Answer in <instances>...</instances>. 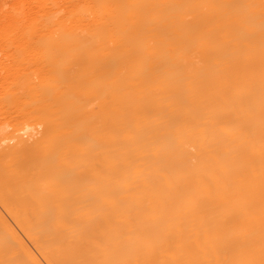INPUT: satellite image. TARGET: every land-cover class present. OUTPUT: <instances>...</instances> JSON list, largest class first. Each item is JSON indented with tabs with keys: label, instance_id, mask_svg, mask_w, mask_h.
Here are the masks:
<instances>
[{
	"label": "bare ground",
	"instance_id": "6f19581e",
	"mask_svg": "<svg viewBox=\"0 0 264 264\" xmlns=\"http://www.w3.org/2000/svg\"><path fill=\"white\" fill-rule=\"evenodd\" d=\"M0 264H264V0H0Z\"/></svg>",
	"mask_w": 264,
	"mask_h": 264
}]
</instances>
